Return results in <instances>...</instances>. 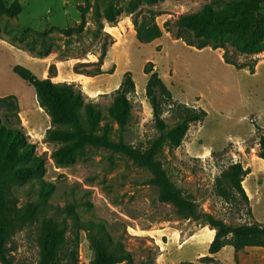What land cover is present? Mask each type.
<instances>
[{"label": "rangeland", "instance_id": "rangeland-1", "mask_svg": "<svg viewBox=\"0 0 264 264\" xmlns=\"http://www.w3.org/2000/svg\"><path fill=\"white\" fill-rule=\"evenodd\" d=\"M13 1L19 3L20 14L13 19L0 18V95L16 97L22 131L28 141L36 145V154L46 160L43 180L55 185L48 201L49 215H53L56 207L75 205L81 221L104 223L111 239L120 242L131 253L135 264H164L166 260L168 264H201L197 259L207 256L206 228L200 222L182 220L171 206L160 203L156 188L147 184L150 176L144 169L124 156L104 150H89L74 165L64 169L54 166L50 154L57 145L44 141L49 119L35 107L33 88L12 72L13 66H24L23 56L13 49L18 48L35 57H52L57 61L54 65L56 77L60 74L62 78L58 79H64L66 83L73 70L92 73L94 67L84 65L87 64L85 60L92 58L96 63L103 50L107 53L122 39L117 35L114 41L104 27H97V23L104 21L101 15L110 0H5L8 5ZM111 1L119 11L118 18L129 16L131 21H140L153 14L161 17L159 22L163 17L167 21L170 19L169 35L174 38L177 30L172 23L180 15L197 12L208 3L219 9L233 0H163L160 5L159 2L148 5L145 0ZM128 3L138 4L133 15L128 14ZM80 27L82 31L77 33ZM65 31L70 34L65 36ZM159 44L161 47L155 48V45L139 44L136 38L127 36L119 48L121 68L129 63L135 84V93L129 96L132 117L123 135L125 142L144 148L148 140L157 135L151 108L144 95L147 78L143 67L144 60L149 59L148 62L158 65L162 75L174 79L172 98L175 101L189 103V106L198 102L207 114L201 124L189 127L177 149H163L160 160L169 178L195 201L201 211L227 225L251 224L253 216L264 224V173L253 163L258 150L255 125L264 129V52L246 56L227 48L232 63L251 65L257 62L251 74L248 68L236 69L224 64L216 54H195L180 43H171L165 34L160 37ZM24 67L40 78L42 63L31 65V69ZM75 85L86 101L99 104L106 115L112 101L111 93L115 90L113 86L104 90L106 94L91 99L85 89ZM165 117L171 124L170 118ZM105 124L109 126L110 139L116 141L119 135L117 125L111 121L101 122L99 132ZM199 127L202 143L197 142L199 146L195 145L193 149L204 144L213 149L207 153L190 149V139ZM235 140L244 143L245 155L229 144ZM235 162H244L247 168L252 167L257 172L248 180V186L245 182L251 195L248 205L238 195L225 202L216 193L215 179ZM38 189L39 185L32 181L22 187H13V192L19 204H24L36 200ZM173 235L174 243L171 242ZM194 235L201 241L186 244V240ZM36 237V226H29L9 240L8 250L13 264H37ZM78 257L79 264H88L92 257L83 233L80 234ZM218 260L215 264H232L230 250H223Z\"/></svg>", "mask_w": 264, "mask_h": 264}, {"label": "trees", "instance_id": "trees-1", "mask_svg": "<svg viewBox=\"0 0 264 264\" xmlns=\"http://www.w3.org/2000/svg\"><path fill=\"white\" fill-rule=\"evenodd\" d=\"M163 0H145L155 5ZM138 8L136 3H128V14L133 15ZM21 12L17 1L7 4L0 0V18H16ZM119 11L110 0L101 15L109 25H115ZM156 16L132 19L135 38L139 44H150L161 37L162 31L155 22ZM170 20L163 23L169 33ZM177 33L174 39L198 50L210 48L223 50L224 64L236 69L248 68L254 73L256 63L237 65L229 61L226 50L232 49L240 55L255 56L264 52V0H233L222 8L204 4L200 10L180 15L173 21ZM97 27L103 28L102 22ZM82 28L77 29L80 33ZM65 36L70 34L65 31ZM106 50H103L93 66L94 71L73 73L88 77L103 74L100 70ZM43 56L42 58H44ZM12 72L34 90L38 107L49 119L45 131V143L57 147L51 152L50 159L58 169L74 165L89 150L108 151L126 157L134 165L148 172V185L157 190L160 203L171 206L182 220L200 222L203 227L214 231L207 248V256L197 259L201 264H215V255L224 247L230 246L236 254L246 248L264 250V224L253 222L232 226L222 220L204 213L195 201L178 188L169 178L160 156L165 147L177 149L185 138L189 127L201 124L207 114L200 107L179 103L154 70V64L147 62L143 73L148 75L144 95L152 114L157 135L148 140L144 148L134 147L124 140V133L131 120L132 105L129 96L135 93L131 73L123 74L119 86L111 93L112 101L103 115L99 104L86 101L80 88L74 83H54V65H50L45 79L37 78L30 70L21 65L12 67ZM171 124L167 123L166 117ZM111 121L119 130L116 141L110 139L109 126L99 132L101 122ZM256 157L264 162V129L255 125ZM45 158L36 154V145L30 143L22 131L19 107L16 97L8 95L0 98V264H13L9 255L8 242L20 230L36 226L37 264H79L78 249L80 234L88 242L92 257L88 264H135L132 255L124 246L113 241L102 222L81 221L75 212V205L68 204L54 208L49 215L48 201L55 191V185L43 180L46 174ZM250 173L240 162L229 164L215 179L217 195L225 202L238 195L246 205L248 197L242 182ZM34 182L39 185L34 202L19 204L13 187H22ZM193 264V263H180Z\"/></svg>", "mask_w": 264, "mask_h": 264}, {"label": "crops", "instance_id": "crops-1", "mask_svg": "<svg viewBox=\"0 0 264 264\" xmlns=\"http://www.w3.org/2000/svg\"><path fill=\"white\" fill-rule=\"evenodd\" d=\"M160 4H162V2H159V5ZM160 18L161 17L157 15L155 18L156 19L155 22H156L157 26L162 31L161 37H162V35L165 34L171 39V43H174V44L180 43L183 48H186V49L194 52L195 54H201V53H207V52H209L211 54H216L219 57L220 61L223 62V60H222V54L223 53H220L221 51L219 49L213 51L210 48L206 47V48L198 50L194 47L187 46L181 40H176V39L172 38L169 35V33H167L163 28V23L166 22L168 19L163 17L161 19V21L159 22ZM116 23L117 24H115V25H109L105 21L102 22L105 32L107 34H109L110 36H112V38H114V41H115V37H117V35L122 38L120 41V44L118 46H115V44H113L108 49L107 53L105 54L102 65L100 67V70L103 74H101L99 76L88 77L85 75L75 74L72 72V74L69 77L68 83H75V84L80 85L83 89H85V91L88 93V95L90 96L91 99H96V98H98V96H100L103 93L106 94V91L104 92V90L107 87L113 86L114 89H116L122 80L123 74L130 71L128 62H126V66H123L121 68L122 57H121V54L119 53V48L122 46L123 41L127 36H131L132 38H135V31H134V28L132 25L131 17L121 16L118 18ZM110 31H115V33H111ZM159 40H160V38L151 42L148 45H155V48H160L161 45L159 44ZM0 42H2V41H0ZM13 49L16 50L18 53H20L21 56H23L24 63H22V64L26 67L28 66L29 69H31V67H30L31 65H35L39 62L43 64V69L41 71L39 79H45L47 77V70H48V66L50 65V62H52L53 65H56V63H57V61L54 60L52 57H44V58L35 57V56L31 55L30 53L25 52L21 49H18V48H13ZM85 61L87 63H94L95 62L94 59H92V58L89 60H85ZM148 61H149V59H145L144 65ZM59 63L64 65V62H59ZM153 64H154V70L158 73V76L160 77L162 82L165 84V86L168 88V90L170 91V93L173 97V93H172L173 90L172 89L174 87V79L170 76L162 75L159 71L158 65L156 63H153ZM145 76L148 80V75H145ZM58 78H62V77H60V74H58L57 77H54L51 80L54 83L64 82V79L59 80ZM114 78H116V79H114ZM0 97L2 98L4 96L0 95ZM34 104H35V107L39 110V107H38L35 99H34ZM188 105H189V103H188ZM191 106L196 108V107H199V104L197 102L195 104H192ZM199 130H200V127L195 132L194 137H192L190 139V141H192L190 144L191 151H193V152L196 151L198 153L206 151V153H207V152H209V150H213L212 147L205 146L204 144H202L201 147H198L197 149H193V146L198 145L197 142L201 141L199 138ZM201 143H202V141H201ZM229 144H232V146L236 149V151L239 154L245 155V153L243 151L244 143L242 141L235 140ZM222 148H224V147H222ZM222 148H220V149H222ZM255 158H256V161L253 162L254 165L257 166L259 169H261L262 172L264 173V170H263L264 169V162L262 160L258 159L256 156H255ZM244 159H245V157H244ZM244 159H243V161H244ZM242 164H243L242 166L246 169L247 167L245 166L244 162ZM247 169L250 170V173L243 180L242 187H243L248 199L251 200V195L247 192V189L245 188V182H247V186H248V180L251 177H254V174H256L257 172L252 167H248ZM253 222H258L254 216H253ZM205 228L208 232L207 233L208 240L205 242V246H208L210 244L212 238H213L214 231H211V230L209 231L208 227H205ZM174 236L175 235H173L171 237L172 243H174L176 240ZM192 241L193 242L194 241H201V239L197 238L196 235H194L193 238H189L188 240H186V244L189 242H192ZM169 243L170 242H167L168 245H169ZM186 244H184V245H186ZM225 249H229L230 254H232V264H264V250H262L261 248H246L244 250L239 251L236 254L237 263H235L234 262V251L232 248H229V246L224 247L220 252H218L215 255V259H216L217 263L219 262L218 257L220 255V253ZM164 264H168L167 260L164 262Z\"/></svg>", "mask_w": 264, "mask_h": 264}]
</instances>
